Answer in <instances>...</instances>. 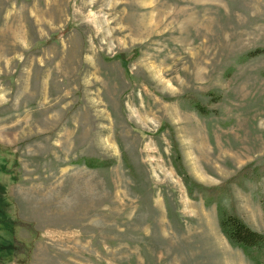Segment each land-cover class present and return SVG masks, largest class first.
Instances as JSON below:
<instances>
[{
	"label": "rangeland",
	"instance_id": "obj_1",
	"mask_svg": "<svg viewBox=\"0 0 264 264\" xmlns=\"http://www.w3.org/2000/svg\"><path fill=\"white\" fill-rule=\"evenodd\" d=\"M219 209L264 234V0H0V264H254Z\"/></svg>",
	"mask_w": 264,
	"mask_h": 264
},
{
	"label": "trees",
	"instance_id": "obj_2",
	"mask_svg": "<svg viewBox=\"0 0 264 264\" xmlns=\"http://www.w3.org/2000/svg\"><path fill=\"white\" fill-rule=\"evenodd\" d=\"M190 105L194 107V109L202 115H208L209 112L199 104H192L190 101ZM175 167L180 175L183 178V182L185 187L187 188L188 194L192 195V186H196L199 191H209V189H205L199 185L191 184L190 178L187 176L185 172H183V167L181 164L180 156L177 153L175 157ZM112 162L108 160H86L84 165L90 169H103L109 168ZM208 193V192H207ZM204 199V198H203ZM204 201H208L205 198ZM206 203V202H205ZM219 214V228L221 232L224 234L228 242L239 249H241L246 257L252 261L254 264H264V234L258 233L250 229L240 218H238L234 214H229L221 209L218 211ZM32 234H35L31 231ZM13 248V251H19L22 247H25V244H20L17 240H13V243L10 244ZM31 247V245H30Z\"/></svg>",
	"mask_w": 264,
	"mask_h": 264
}]
</instances>
